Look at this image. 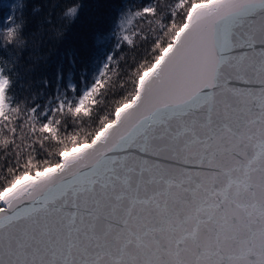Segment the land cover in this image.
I'll return each instance as SVG.
<instances>
[{
    "label": "snow or ice",
    "instance_id": "1",
    "mask_svg": "<svg viewBox=\"0 0 264 264\" xmlns=\"http://www.w3.org/2000/svg\"><path fill=\"white\" fill-rule=\"evenodd\" d=\"M114 117L0 191V264H264V0H192Z\"/></svg>",
    "mask_w": 264,
    "mask_h": 264
},
{
    "label": "trees",
    "instance_id": "2",
    "mask_svg": "<svg viewBox=\"0 0 264 264\" xmlns=\"http://www.w3.org/2000/svg\"><path fill=\"white\" fill-rule=\"evenodd\" d=\"M7 2L14 7L0 6V71L12 83L6 94L7 119L0 118V191L18 176L60 162V152L90 141L113 119L115 109L134 93L139 74L171 40L192 0ZM145 7L154 11L145 13ZM23 21L21 47L9 32ZM56 30L62 31L61 38H53ZM94 31L85 52L82 42ZM70 54L75 55L71 66ZM60 66L63 76H58ZM92 88L82 111L75 112L80 95ZM45 123L47 132L42 131Z\"/></svg>",
    "mask_w": 264,
    "mask_h": 264
},
{
    "label": "water",
    "instance_id": "3",
    "mask_svg": "<svg viewBox=\"0 0 264 264\" xmlns=\"http://www.w3.org/2000/svg\"><path fill=\"white\" fill-rule=\"evenodd\" d=\"M199 3V2H198ZM147 70V69H146ZM145 70V71H146ZM124 104V103H123ZM123 104H121L119 107H121ZM115 118V117H114ZM106 124V123H105ZM94 138V137H93ZM92 138V139H93ZM92 139L90 140V141H88V142H84V143H82V144H80V145H78V146H76V147H74V148H76V149H79V150H81L82 152L83 151H85V148H84V146H86V145H91V141H92ZM73 149V148H72ZM72 149H69V150H67V152L69 153V155L71 156V155H76V153H73V151H72ZM62 160V158L60 159V161ZM55 165H52V166H49V167H54ZM49 167H47V168H49ZM44 170V169H43ZM43 170H41V171H43ZM38 172V171H37ZM36 172V173H37ZM36 173L35 174H32V175H29V174H27V177H28V179H32V178H34L35 177V175H36ZM28 181L26 180V179H21L20 180V184H25V183H27ZM12 185V184H11ZM11 185L10 186H8V187H11ZM17 186H19V185H17ZM3 191V190H2ZM0 206H2V202H0Z\"/></svg>",
    "mask_w": 264,
    "mask_h": 264
},
{
    "label": "rangeland",
    "instance_id": "4",
    "mask_svg": "<svg viewBox=\"0 0 264 264\" xmlns=\"http://www.w3.org/2000/svg\"><path fill=\"white\" fill-rule=\"evenodd\" d=\"M72 149V148H71Z\"/></svg>",
    "mask_w": 264,
    "mask_h": 264
}]
</instances>
